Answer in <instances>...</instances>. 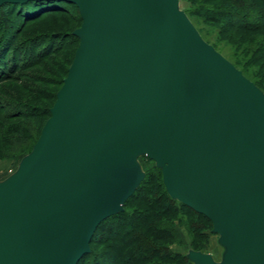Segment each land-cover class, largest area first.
Returning <instances> with one entry per match:
<instances>
[{"label":"water","instance_id":"water-1","mask_svg":"<svg viewBox=\"0 0 264 264\" xmlns=\"http://www.w3.org/2000/svg\"><path fill=\"white\" fill-rule=\"evenodd\" d=\"M62 2L81 24L31 151L0 181V264H77L145 173L207 218L220 260L264 264V93L205 42L180 0Z\"/></svg>","mask_w":264,"mask_h":264},{"label":"rangeland","instance_id":"rangeland-1","mask_svg":"<svg viewBox=\"0 0 264 264\" xmlns=\"http://www.w3.org/2000/svg\"><path fill=\"white\" fill-rule=\"evenodd\" d=\"M226 1L228 0H180V8L187 14L205 42L240 70L247 79L255 81L264 89V27L255 32H236L213 20L205 19L201 14L203 10L223 11ZM243 4L246 11H261L256 0H243ZM68 9L66 14L50 13L24 27L19 35V42L30 40L31 45L28 42L22 44L26 48L30 45L29 48L35 53L32 57L36 61L26 68H18L11 79L0 83V99L5 100L6 105L17 106L18 111L25 115L12 120H8L4 115L0 116V181L16 170L21 158L30 152L37 141L47 120L46 112L54 104V95L60 89L61 82L66 77L65 72L73 60L78 40L72 36V32L80 27V22L77 10L72 7ZM55 37L63 38L54 40ZM48 38L54 40L49 47L46 43ZM58 45L61 48L56 50ZM24 46L20 53L25 50ZM28 58L24 55L19 57L20 62L24 60L26 63ZM11 106L6 107L7 112H10ZM139 163L145 174L155 166L144 157L139 159ZM136 201L131 203L127 210H145V206L137 204ZM172 218L179 236L174 235L172 240L166 243L168 249L185 256L188 250L200 248L199 251L211 255L215 261L220 260L222 249L217 245V236L212 234V229L206 222L194 220L186 215ZM198 223L203 225V233L207 234L208 238L205 240L195 237L196 231H193V228ZM159 264L178 263L166 259L161 260Z\"/></svg>","mask_w":264,"mask_h":264},{"label":"trees","instance_id":"trees-1","mask_svg":"<svg viewBox=\"0 0 264 264\" xmlns=\"http://www.w3.org/2000/svg\"><path fill=\"white\" fill-rule=\"evenodd\" d=\"M256 1L261 9L257 13L251 10L246 11L243 0H228L223 4V11L203 10L201 14L205 19L213 20L227 29L236 32H255L264 27V0ZM69 7L77 10L74 5L57 1L0 6V83L11 79L18 68H26L36 61L33 58L34 51L29 48L30 40L19 42V35L24 27L50 13L66 14ZM79 22L81 24L80 17ZM62 38L55 37L54 40ZM54 40L48 38L47 47ZM23 42H28L30 45H27L26 48L22 44ZM23 46L25 50L21 54L20 50ZM58 46L56 50L61 48L60 45ZM20 55L29 57L27 63L24 60L20 62ZM65 75H67V70ZM252 82L264 93L261 86L255 81ZM55 98L56 94L54 102ZM8 106L11 105H6L5 100L0 99V116L4 115L8 120L25 116L23 112L18 111V107L15 105H12L10 112H7L6 107ZM49 110L50 108L46 112L47 119L50 115ZM135 201L137 204L145 206V210L144 208L127 210V207ZM179 215H186L194 220L206 222L212 229V224L207 218L169 198L162 183L161 172L154 166L149 172H146L143 182L126 202L124 211L104 220L98 226L90 242L89 254L85 255L77 264H87L88 262L89 264H159L161 260L166 259L178 264H191L185 256L173 253L166 244L172 240L174 235L179 236L172 218ZM198 224L193 228V231H196L195 237L205 240L208 238L207 234L203 233V225ZM160 248H162L161 251ZM199 250L200 248L194 251Z\"/></svg>","mask_w":264,"mask_h":264}]
</instances>
